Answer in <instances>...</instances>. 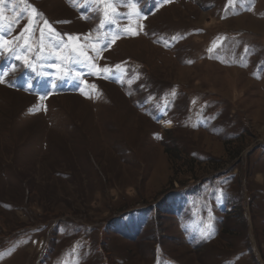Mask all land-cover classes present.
Wrapping results in <instances>:
<instances>
[{
	"label": "rangeland",
	"instance_id": "obj_1",
	"mask_svg": "<svg viewBox=\"0 0 264 264\" xmlns=\"http://www.w3.org/2000/svg\"><path fill=\"white\" fill-rule=\"evenodd\" d=\"M0 9V264H264V0Z\"/></svg>",
	"mask_w": 264,
	"mask_h": 264
},
{
	"label": "snow or ice",
	"instance_id": "obj_2",
	"mask_svg": "<svg viewBox=\"0 0 264 264\" xmlns=\"http://www.w3.org/2000/svg\"><path fill=\"white\" fill-rule=\"evenodd\" d=\"M69 2L72 3V0H69ZM164 2H171V0H164ZM2 3H3V0H0V4H2ZM229 4L230 5H234L235 4V0H229ZM106 7H113L114 8L115 5L109 4V5H106ZM131 7L135 8L136 5L133 3V4H131ZM31 12H32L33 16L40 15V14H38L36 12V10L34 8L31 9ZM2 13H3V9H0V30H2V28H3L2 21H3L4 18H3V14ZM106 15H107V13L105 12V16ZM44 26L49 27V28L51 27L50 25H48L47 21H44ZM101 27H103V20L101 21ZM8 30L9 31L12 30V26L11 25L8 26ZM29 31H35L33 29L32 23H29V25H27L24 28V30L20 33V36H24V34L25 33H28ZM40 32H41V40H42L43 39V29L42 28L40 29ZM16 39H19V37H17ZM69 39L72 40V39H79V38L78 37H75V38L74 37H69ZM173 39H177V37H173ZM10 43L11 42L8 39H6L4 36H0V50L12 51L11 48H6V46L9 45ZM27 43H28V41L25 40V44H27ZM215 46L216 45H213V47H215ZM29 51H30V49H28V48L25 49V59H24V63H26V64L29 63V61L27 59V53ZM40 51H43V47L40 48ZM57 51H59V49H57ZM210 51H211V49H210ZM80 55L87 56V53L84 52V51H82V52H80ZM97 55H99V53H97ZM16 59H21V57L20 56H16ZM88 59L91 60V57H88ZM29 66L31 67L32 65L29 64ZM53 67L59 68L60 66L59 65H53ZM93 67H95L94 64H93ZM117 67H120V66H117ZM12 68L14 69L15 66L13 65ZM103 71H108V69H103ZM0 82H3V80L0 79ZM210 220H211V217L209 218V222L206 224L205 229H201V235L202 236H205L206 237L211 232L212 225H211Z\"/></svg>",
	"mask_w": 264,
	"mask_h": 264
},
{
	"label": "trees",
	"instance_id": "obj_3",
	"mask_svg": "<svg viewBox=\"0 0 264 264\" xmlns=\"http://www.w3.org/2000/svg\"><path fill=\"white\" fill-rule=\"evenodd\" d=\"M93 79L101 80L102 78H101V77H100V78H89L88 80H89V81H93ZM68 93L71 94V92H68ZM73 93H76V91H74ZM73 93H72V94H73Z\"/></svg>",
	"mask_w": 264,
	"mask_h": 264
}]
</instances>
